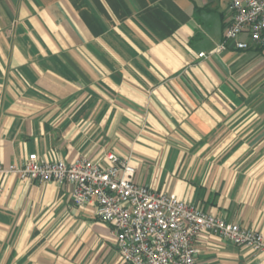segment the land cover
<instances>
[{"label": "crops", "instance_id": "0c3cea01", "mask_svg": "<svg viewBox=\"0 0 264 264\" xmlns=\"http://www.w3.org/2000/svg\"><path fill=\"white\" fill-rule=\"evenodd\" d=\"M230 19V0H0V167L116 151L136 182L264 233V46L212 52ZM5 169L0 264H121L72 183ZM195 244L199 264H264L214 233Z\"/></svg>", "mask_w": 264, "mask_h": 264}, {"label": "built area", "instance_id": "2783aa9c", "mask_svg": "<svg viewBox=\"0 0 264 264\" xmlns=\"http://www.w3.org/2000/svg\"><path fill=\"white\" fill-rule=\"evenodd\" d=\"M230 9L224 39L212 52L229 45L239 49L264 46V0H230ZM106 157L109 164L86 156L66 162L46 160L32 152L23 164L0 170L41 183H72L74 203L95 202L99 218L114 226L121 264H199L195 240L202 232L264 251V233L205 212L176 193L159 192L136 182L130 159L116 151L107 152Z\"/></svg>", "mask_w": 264, "mask_h": 264}]
</instances>
